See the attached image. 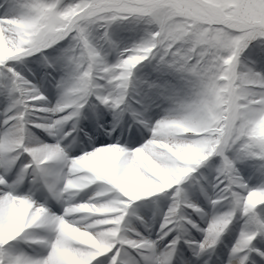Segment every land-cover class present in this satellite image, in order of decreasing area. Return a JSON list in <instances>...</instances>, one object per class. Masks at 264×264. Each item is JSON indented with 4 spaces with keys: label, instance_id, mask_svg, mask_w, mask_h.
I'll list each match as a JSON object with an SVG mask.
<instances>
[{
    "label": "snow or ice",
    "instance_id": "6c2138e0",
    "mask_svg": "<svg viewBox=\"0 0 264 264\" xmlns=\"http://www.w3.org/2000/svg\"><path fill=\"white\" fill-rule=\"evenodd\" d=\"M0 264H264V0H0Z\"/></svg>",
    "mask_w": 264,
    "mask_h": 264
}]
</instances>
